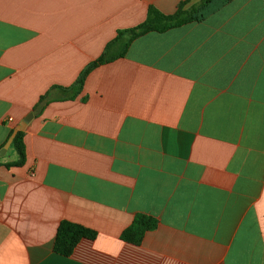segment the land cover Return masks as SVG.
Segmentation results:
<instances>
[{"label":"crops","instance_id":"1","mask_svg":"<svg viewBox=\"0 0 264 264\" xmlns=\"http://www.w3.org/2000/svg\"><path fill=\"white\" fill-rule=\"evenodd\" d=\"M186 1L0 0V150L34 113L24 166L0 157V264H264V0L145 34L36 110ZM139 214L158 227L123 241ZM63 221L97 236L61 256Z\"/></svg>","mask_w":264,"mask_h":264},{"label":"trees","instance_id":"2","mask_svg":"<svg viewBox=\"0 0 264 264\" xmlns=\"http://www.w3.org/2000/svg\"><path fill=\"white\" fill-rule=\"evenodd\" d=\"M232 1L233 0H200L191 5L190 1H186L181 3L176 12L170 15L162 13L153 6L149 7L146 20L134 28L118 32L117 37L107 45L104 54L82 72L73 87L64 88L54 86L50 92L41 97L40 102L36 106V110L42 111L46 100H54L52 98V93L54 91L58 90L63 93L70 92L74 93L75 96L78 95L82 91L84 82L92 70L102 64L110 63L116 58L122 57L131 43L137 38L150 32L163 33L186 24L204 22ZM115 48L121 50L118 55L112 53ZM69 97L70 96L67 94L59 100H67ZM12 147L18 155V159L7 166H24L26 163V148L23 131H19L14 137ZM157 227L158 221L155 218L139 214L135 217L132 224L122 233L121 238L125 242L139 245L143 241L146 233L155 230ZM96 236L97 233L91 229L69 221H63L55 237L54 251L61 256L68 257L73 253L81 240H94Z\"/></svg>","mask_w":264,"mask_h":264},{"label":"water","instance_id":"3","mask_svg":"<svg viewBox=\"0 0 264 264\" xmlns=\"http://www.w3.org/2000/svg\"><path fill=\"white\" fill-rule=\"evenodd\" d=\"M33 116H34V113H31L28 117H26V118L20 123V125H19V126L16 128V130L14 131V133H13L11 139L9 140V142L7 143V145H6L3 149L0 150V157H3V156L5 155L7 149H8V148L10 147V145L12 144L14 137L17 135V133H18L19 131H24V130H25L27 124L32 120Z\"/></svg>","mask_w":264,"mask_h":264}]
</instances>
